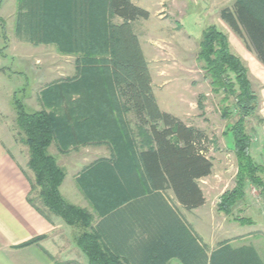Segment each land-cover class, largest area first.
Returning <instances> with one entry per match:
<instances>
[{
    "label": "trees",
    "instance_id": "16d2710c",
    "mask_svg": "<svg viewBox=\"0 0 264 264\" xmlns=\"http://www.w3.org/2000/svg\"><path fill=\"white\" fill-rule=\"evenodd\" d=\"M25 1L21 0V18L27 17L32 26L31 41L54 43L60 51L78 56L74 78L42 91V110L29 112L19 99L13 104L16 136L20 134L21 140L17 141L28 148V166L35 174L33 191H38L40 200L35 208L79 230L77 243L90 264H122L89 232L91 214L61 195L65 172L49 153L51 145L57 142L59 148H71L94 143L128 148L124 156L142 163L155 189H170L183 207L192 210L206 202L200 180L213 169L207 156L209 136L159 107L149 63L135 33L136 22L149 18L147 10L132 0ZM220 17L264 66V0H235L221 10ZM114 18L121 21L114 22ZM198 59L212 92L221 96L222 117L233 120L226 135L232 136L235 151L250 168L254 129L249 130L248 122L263 118L249 67L232 51L228 34L216 24L205 27ZM131 114L135 122L128 120ZM256 168L248 174L251 180L257 178ZM246 179L245 175L238 178L233 196L227 194V199L244 197ZM208 263V253L195 234L193 264Z\"/></svg>",
    "mask_w": 264,
    "mask_h": 264
},
{
    "label": "crops",
    "instance_id": "0c3cea01",
    "mask_svg": "<svg viewBox=\"0 0 264 264\" xmlns=\"http://www.w3.org/2000/svg\"><path fill=\"white\" fill-rule=\"evenodd\" d=\"M178 1L132 0L150 14L135 24L145 56L142 34H146L149 23L167 26L168 14L178 15L181 7H189L181 5L183 2L189 1L192 7L200 3ZM20 5L21 0L0 1V20L13 32L9 40L11 55H20L26 62L31 60L42 77H64L67 54L54 43L31 41L32 26L27 17L21 18ZM140 24L142 32L137 29ZM150 35L156 40L168 39L162 36L161 29L151 30ZM73 69L76 71L75 64ZM2 79L0 75V87ZM45 88L37 89V99L24 97L26 107L36 104L33 110H42L41 94ZM2 121L0 116V264H90L89 256L77 243L79 230L59 216L49 212L43 215L35 208V204L40 206V200L37 191H33L35 174L28 166V148L17 141V127L14 133L8 128L6 132ZM127 152L128 148L94 143L59 148L54 142L49 148L65 172L61 195L91 214L89 232L97 236L106 253L122 264H193L196 234L208 253V264H264V241L242 243L234 252L226 250V243L210 245L203 235L204 223H195V212H204L207 200L203 206L187 210L170 189H155L142 163L136 158L129 160L128 155L124 156ZM36 238L40 239L32 242Z\"/></svg>",
    "mask_w": 264,
    "mask_h": 264
},
{
    "label": "rangeland",
    "instance_id": "374dc122",
    "mask_svg": "<svg viewBox=\"0 0 264 264\" xmlns=\"http://www.w3.org/2000/svg\"><path fill=\"white\" fill-rule=\"evenodd\" d=\"M199 1V5L194 7L190 6L189 1L183 2L181 5L189 7H181L176 16L168 14L167 26L149 23L146 34H142V42L151 69L153 91L161 110L203 130L210 139L207 156L213 163V169L209 176L200 180L207 204L204 212H195V223L196 220L197 224L201 221L204 223L203 235L210 245L216 247L226 243V250L234 252L242 243L264 241V66L220 17L221 10L231 7L235 0ZM113 20L118 22L116 18ZM209 24H216L228 34L232 51L242 57L249 67L253 88L260 97L259 114L263 120L251 118L248 122L249 130L254 129V140L249 149L252 158L250 168L245 166V159L235 151L232 136L226 135L233 120L222 117L221 96L212 92L210 81L205 78L198 59L199 42ZM137 26L142 32V25ZM157 29H161L162 36L166 35L168 39L151 38V30ZM12 34L6 23L0 20V75L3 77L0 116L5 124L4 131L7 132L8 128L9 132L14 133L17 127L13 121L16 120L15 99L22 102L26 96H36L37 99V89L47 88L58 80L65 82L74 78L77 70L74 71L73 65H76L78 56L67 54L64 77L57 75L56 78L54 74L42 77L31 60L26 62L20 55H11L9 40ZM34 107H37L36 104H28L27 110L36 111ZM235 114L234 111V117ZM127 118L135 122L132 114ZM19 136H15L18 141ZM255 166L257 178L251 180L248 174L253 172ZM242 175L247 176L244 197L234 201L227 199V194H233Z\"/></svg>",
    "mask_w": 264,
    "mask_h": 264
}]
</instances>
